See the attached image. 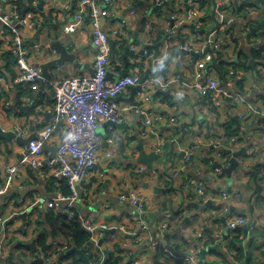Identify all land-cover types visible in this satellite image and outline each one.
Instances as JSON below:
<instances>
[{"label": "built area", "instance_id": "1", "mask_svg": "<svg viewBox=\"0 0 264 264\" xmlns=\"http://www.w3.org/2000/svg\"><path fill=\"white\" fill-rule=\"evenodd\" d=\"M41 1L23 0L21 5L19 0H0V44L6 45L5 48H0V54L4 56L5 53L10 52L14 57L13 65L17 71V76L10 81L3 76L0 77V89L4 92V95L0 96V124L3 129L14 130L21 136H29L33 133L38 135L30 141L29 150L24 151L23 157L0 168V172L7 173L5 182L0 184V258L7 256L8 249L11 256L19 241L25 246L19 247L18 253L24 252L29 255L31 252L26 251V246L29 247L28 244L35 238L37 219L48 207H53L63 214V218L56 221L57 235L55 236L56 233H54L52 239L50 237L48 248L41 247L37 251L44 261L49 264H72V258H63L61 255L68 253L74 245L67 224L78 216L81 225L89 230L91 235L89 250H92L93 258L89 257V250L86 248V254L90 259L87 264H102L109 250H115L122 256L121 264H143L145 248L152 247L155 250L159 249L160 245L164 247L167 245V240L163 239V232L169 228L174 210L165 205V197L163 199L159 192L146 193L140 190L135 182L147 169V165L136 161L128 168H118L121 176L128 182V186L122 189L118 196L122 201L129 199L135 207V212L127 221H139L143 224V229L129 231L127 224L123 223L126 220L119 222L124 225L123 227L119 224L113 225L110 221L94 223L83 217L76 202L80 192H87L88 189L81 187V184L96 168L105 138L111 146L105 154L108 165L115 157L113 144L116 139L105 137L98 128L108 120L125 123L126 126L125 108L122 107L119 97L131 89V86L142 84V89L136 93L138 103L132 107L145 118L140 134L148 137L151 150L162 152L167 142L165 138L155 140L156 138L152 137V135L155 136L153 133L157 131L159 125L181 126L177 134L189 135L194 144L180 157L179 164L166 170L169 174L164 173L172 177L174 192L182 199H184L182 195L191 198L190 193L195 192L194 194L199 195L203 205L208 200H213L211 190L213 187L216 189V186L211 184V188L207 189L203 181L187 173L185 165L192 162L196 152L195 146L207 145L209 148L222 150L231 148L232 151L240 149L236 146L243 140L235 137L229 140L224 135L225 128L221 123L229 115L240 117L246 127L256 122L260 125L264 124V99L261 97L264 92V69L255 66L258 71L255 73L253 70L239 71L237 67L240 45L259 42V38L249 36L248 29L250 24L260 17L256 11L263 8V5L253 4L256 0H216L219 27L210 33L205 31V34L201 35L200 30L206 28L204 27L205 16L209 13V9L214 7L212 0L205 5H202L199 0H127L130 13L143 15L152 34L164 29L166 36L159 46H154L149 41L138 44L133 31L120 28L121 22L115 21L114 34L125 37L124 40H127L126 44L129 45L130 51L140 54L134 58L135 62L144 58L147 63L149 60L150 64L153 63L150 68V65L143 70L136 68L122 75L123 71L117 60L112 58L115 44L111 43L109 24L106 25L108 19H113L117 13L115 11L118 0H74V7L70 13L71 19L61 26L66 33L85 32L80 27L89 17L90 34L95 47L93 70L87 74L53 79L45 74L39 62L45 46L44 41L40 39L41 36L39 35L36 40L33 39L31 43L26 40L32 36V32L43 27L48 16L57 22V17L66 13L71 7L72 0H44L42 6ZM242 4L245 5V10L250 11L237 26L230 23L227 14L235 15L238 6ZM156 6L167 7L164 8L167 11L165 18L161 17L162 14L156 10ZM179 48L186 51L176 52ZM194 52H199L200 56L196 57ZM168 59L170 62L168 69L165 70ZM185 59L192 60L194 64L192 76L184 82L181 89H178L177 94L186 97L195 93L209 101L210 108L205 110L204 115L198 114L197 118L195 117L197 123L193 121V118L191 122H187L180 112L173 114L167 110L164 111L163 107L169 106L165 101L167 99L157 94L167 90L172 92L173 86L181 82L180 67ZM260 61L264 62V60ZM170 68L174 71L178 68L180 74L171 73ZM145 73L148 75L142 82ZM40 81L45 84V90L52 93L54 100L52 117L44 121L41 115L34 114L30 120L24 122L5 120L7 115L11 116L10 109L15 103L14 97L6 94L10 92L13 85ZM32 100H34L32 96L27 97V101ZM183 118L186 122H182ZM215 131H218V134H215ZM262 134H264L263 131ZM55 135H58L57 152L50 160H47L48 156L42 144L44 140L48 142V139ZM128 140L131 139L128 138ZM246 147L248 157L259 156L261 161L264 159L261 143L256 139H253ZM227 154L232 156L231 152ZM239 157L238 171H242L243 175L248 174L251 168L249 158L240 159ZM230 163L229 158L224 162V166ZM154 166L155 163L146 176L150 174L151 177L156 178L158 171ZM27 167L40 169L47 178H67L72 193L68 196L61 192H56L52 196L34 193L25 195L21 201L4 199L3 196L13 190L16 182L20 189L25 187L24 182L17 178L21 179V171ZM217 171L222 170L220 168ZM229 195L227 191L222 193L224 200ZM176 203L178 205L180 202ZM107 205L106 209L111 208L109 204ZM223 209L226 212L227 205H224ZM24 212L27 214L25 218L22 217ZM150 212L157 214L151 217L148 215ZM144 214H147L148 218L144 217ZM193 215H189V219H192ZM248 217L249 215H230L226 218L223 229L217 234L222 246L231 239L240 225L248 221ZM150 219L154 220L155 224L150 223ZM111 228H115L116 231L106 235V231ZM128 231L131 232L134 240L143 246L138 249L136 255L131 250L123 249V244L122 246L119 244L120 238H123L124 233ZM184 233L190 234V229L184 228ZM191 235L196 239L193 240L187 235L186 240L171 238L173 242L171 246L174 248L175 245L180 248L184 243L190 244L180 248L184 249L181 251L175 248L179 255L172 253L169 245L164 251L170 252L172 256H178L179 259L184 258L185 264H205V260L200 258V252L213 243H206L205 229L197 228ZM102 238L108 241L101 244ZM115 243H118L120 248ZM223 249L226 250L225 246ZM98 255H100V262H96ZM262 258L264 263V255ZM226 260L222 259L221 264H230ZM7 263L12 264L8 259ZM161 264L175 263L170 257L164 256L161 258Z\"/></svg>", "mask_w": 264, "mask_h": 264}, {"label": "crops", "instance_id": "2", "mask_svg": "<svg viewBox=\"0 0 264 264\" xmlns=\"http://www.w3.org/2000/svg\"><path fill=\"white\" fill-rule=\"evenodd\" d=\"M156 10L161 11L162 7L156 6ZM209 10L208 11L210 13V16L209 13L206 14L204 25L208 33H210L215 25V21L212 17L213 9ZM248 11L250 10H245L242 13H236L235 15L228 13L227 18L231 21L230 23L238 26L241 23L242 18H245ZM115 12L117 13L113 17V19H108L106 23V25L109 24L108 29L111 38L114 39L115 42L112 58L117 60V63L122 71L125 67H127L130 71L136 68H140L143 70L149 65V68L152 67L153 63L150 64V60L147 63L144 58L139 62H135V54L134 56H132L131 53L133 52L131 51L128 53L130 62H128L129 60L126 62L125 46L122 47V44H126L125 42L123 43L125 37H120L118 34H114L113 23L115 21H120L122 23H120L119 25L120 28H126V30L128 31H133V33L136 35V41L138 44H144L145 42L149 41L152 45L158 43L161 45L162 40L159 34V30L155 31L152 34L151 31H149L150 28L147 26V22L143 15H132L130 13V6L128 5L127 0H118V7ZM256 12L260 14V16L264 14L263 8H259V10ZM71 17L72 16L69 13L67 15V19L69 20L71 19ZM48 18L53 20L49 16ZM48 18L45 19L44 25L42 27L43 29L40 32V36L42 37L45 46L42 52L43 56H41L39 62L43 66L45 74L53 79H57L68 75L91 73V71L93 70L95 47L92 42V35L90 34L89 17H87L83 25L80 27L81 29H84L85 32L79 31L75 33H66L63 29V26L56 25L54 23H51L50 21L47 22ZM65 18L66 13L64 12L57 17V22L63 21L65 20ZM37 32L38 30L32 32V36L30 38L34 37ZM203 34H205V32ZM164 37L162 39H164ZM59 38L65 39L70 44L73 43L72 50L74 48H78L80 51H82L83 55L81 54L80 58L87 65V67L77 69L73 66V64L70 63H67L65 66L59 65L57 63L59 53L56 49L51 48V45L54 40H57ZM71 39L72 41H70ZM263 43L264 39L262 38L260 32L259 42L253 44L258 47ZM244 46L250 47V44H245L243 45V47ZM5 47V44H0V48ZM1 55L2 53L0 54V67H2V72L4 73L3 77L7 81H10L13 78V75L10 70L4 68L7 61L3 60L4 56ZM193 67L194 64L192 60L185 59V62L180 67L182 71L181 82L173 86L174 89L172 90V92H166V94H168L169 96L165 97L164 99H167L165 101L169 106L163 107V110H167L168 112H171L173 114L180 112L185 117L187 122H191L193 118V121L197 123L196 118L198 114L204 115L205 110L210 108L209 101L204 97L199 96L198 94L195 95V93L189 94L186 97H181L177 94L178 89H181L184 82L190 79V77L192 76ZM13 70L15 73H17L14 65ZM169 70L171 73L176 72L180 74L178 72V68L175 71L172 68H170ZM18 84H14L10 92L6 93L7 95L14 97L15 103L14 113H11V116L7 115L5 120H10L11 122H24L26 120H30V118L34 115L33 114L30 116H26L20 114L21 109L18 105L17 100L20 94V100L24 103V105H35V114L41 115L44 121H48L49 118L52 117L54 102L51 91L45 90V84H43L41 81L37 83H23L19 86ZM19 88L26 90V92H21ZM29 88H32L33 91L29 92ZM130 94L131 89L125 91L121 96L126 98L130 96ZM28 96H32L34 100L27 101ZM4 97H6V95ZM121 105L123 108H125L124 113L126 117V126H113L107 124V122L105 121L98 128V131L105 137H114L116 139L115 143L113 144L115 157L113 161L108 165L107 157L105 154L111 149V146L105 138L100 151L101 157L96 168L88 174L86 180L81 184V187H86L88 190L87 192H80V196L76 204L79 207V210L81 211L83 217L91 220L94 223L97 222L100 224L106 221H110L113 222V225L117 226V224H119L120 226L124 227V225L119 222L126 220V222L123 223L127 224V228H129V231L133 229L142 230L143 224L139 221H127L128 218H130V215L135 212V207L129 199H125L124 201H122L118 196L121 190L128 186V182L124 180L123 176H121L122 174L118 170V168H128V165L136 162L139 150L135 146L137 145L139 140L145 141L146 149L151 150V147L148 143V137L142 136L140 134L141 128L145 123V118L132 107L133 104L130 101L121 99ZM174 106H177V108H175ZM186 121L184 120V118L182 119V122ZM246 128L247 131H245L241 136L242 138H244L243 141L245 143H242L243 141L239 142L236 147H238V149L242 148V146H247L250 144V142L253 141V139H256L257 142L261 143L262 155L264 158V134H262V131L264 132V124L260 125L258 122H256L255 124L249 127L247 126ZM192 130H194V128H192ZM173 132V127L170 125L157 126V131L153 133L155 134V136L152 135V137L156 138L155 140H158L159 138L167 139L166 143H169V145L166 146L165 144L164 150L162 152L165 153L166 151H170L169 157L166 158L164 154L163 162L155 161L154 167L157 168L158 171V175L156 176V178L151 177L150 174L147 176L145 175L143 179H141V177L139 176L135 183L139 186L142 192L146 193H156L155 187H159L160 191L158 192L160 193V195H162L163 199L165 197V205L171 210H176L178 207L176 202H181L182 198L175 192L171 194V196L167 195V193H169L170 191L168 190L167 178L165 177L166 175L164 173L166 170H170L174 165L179 164L180 157H182L183 151L189 149V147L194 144L193 142H191L189 135H178ZM128 136L132 137L131 140H128ZM2 141H4L6 144H0V147L3 150V153H0V168L17 161L21 157V154L25 151V146L16 139H13L11 141L4 139ZM57 142L58 135H55L54 137L48 139V144L51 147L57 146ZM7 149L9 150L8 153L6 151ZM45 150L47 156H50L52 154V151L50 149ZM195 151V156L192 162L187 163L185 165V169L188 174L194 175L198 180L203 181V184L207 189L211 188V184L213 186H216V189L213 187V202L200 210V206L203 205V203L201 202L199 195H193V197L188 200V208L186 210L178 212L177 215L173 214L169 228L163 232L164 235L171 234L173 238L177 237L178 239L186 240V235L191 238V234H193V232L197 228L205 229V232L207 234V229L205 228V225L207 224L206 227L208 228V233L214 239L213 244L205 248L207 249L213 247L215 244H220L217 234H219L223 229L226 218L228 216L249 215L248 221L240 225L239 227L245 231V245L246 248L250 250L252 255H254L256 264H264L262 263V257L264 255V170L263 173L260 174V176H262L263 178L257 179L256 182L250 178L249 173L243 175L242 171H238V167L233 170L232 174H229V167L231 163L228 166H224V162L229 158L231 161L232 156H229L226 150L209 148V146L207 145H201L195 146ZM242 157L249 158L248 160L249 163H251V167L255 166L261 161L259 156L250 158L248 157L247 153H244L239 158L242 159ZM210 168L212 170H210ZM220 168L222 171H217L218 169L220 170ZM214 171L219 175L218 180L213 179ZM6 178L7 173L0 172V184L2 182H5ZM182 178H184L183 175ZM17 179L24 182L25 187L23 189H20V187H18V182H16L13 190L5 196L6 198L21 201L25 195L34 193H43L46 196H52V194L47 190L46 187V184L50 178H47V176L43 174L40 169L27 167L26 169H23L21 171V179ZM146 183H148V185ZM223 191H227L230 194L226 200H224L222 197ZM182 196L184 198L187 197L184 195ZM222 201L225 202V204H223ZM194 202L196 203V205L193 204ZM107 204H109L113 209H106ZM197 204L199 205L197 206ZM224 205H227L228 208L226 212H224V209L222 208V206ZM156 214V212H150L148 215L154 217ZM189 215H193V218L185 221L186 216ZM149 222L155 224L154 220L152 219H150ZM245 224H248V226L244 227ZM55 225L57 228V222H55ZM184 228H189L190 234H185ZM129 231L127 233H124L125 236L123 238H120L119 244H121V246L123 244V249L131 250L136 255L138 253V249L142 248L143 246L134 240V237ZM53 235L54 232L52 231L48 236L47 241H50V237L52 239ZM56 235L57 233L55 234V236ZM163 239L167 240L164 237ZM107 241L108 240L104 239L101 244H105ZM33 242L35 245L33 244ZM19 244L23 243L19 241ZM28 245L29 247L26 246V251H30L31 253L29 255H26L24 254V252L23 254L18 253L17 250L19 249V247L17 244L12 253L13 256L11 255L12 258L10 261L13 264L14 262H17V264H38L36 263L37 260H35V255L41 247L37 244V239L34 238V240H32ZM168 245L169 243H167V246ZM189 245L190 244L187 242L182 244L180 248H185ZM253 245L257 246L254 251L253 249H251ZM220 247L223 248L222 245H220ZM211 250L216 249H208L204 255L203 260H208L209 262H214L215 264H221L220 261L223 259L222 251L217 249L221 252L219 253L217 251L211 252ZM9 252L10 250L8 249L6 251L7 256H2L3 258H0V264H8L7 259L9 256ZM143 256H145L143 264H161V258L164 256L170 257L175 264H185L184 258L179 259L178 256H172L170 252L168 254H166L165 251L161 253L159 252L158 248L155 250L152 247H148L147 249L145 248ZM226 257H228L226 261L230 264H243L236 259L234 260V258L230 257V255ZM37 262H39V264H49L44 260L43 262ZM85 264L87 263L85 262Z\"/></svg>", "mask_w": 264, "mask_h": 264}, {"label": "trees", "instance_id": "3", "mask_svg": "<svg viewBox=\"0 0 264 264\" xmlns=\"http://www.w3.org/2000/svg\"><path fill=\"white\" fill-rule=\"evenodd\" d=\"M199 1L201 2L202 5H205L210 0H199ZM22 2H23V0H19V3H21V5H22ZM253 4L263 5V10H264V0H256L253 2ZM244 10H245V5L242 4V5L238 6L237 13L240 14ZM209 16H210V13H209ZM205 19H206V17H205ZM49 21L51 23H54L53 20L48 18L47 22H49ZM248 31H249V36L256 37V38L260 37V32L261 31L264 32V14H262V16H260L258 18V20L253 21L250 24ZM180 33L183 34V32L181 30H180ZM262 38L264 39V34L262 35ZM31 42H33V41H28V43H31ZM124 42L126 43L127 40H124L123 43ZM125 45L126 44H122V47ZM131 55L134 56V53H131ZM139 55H140L139 53H136L135 57H137ZM251 57L256 58L258 61L264 60V43L261 44L260 47H257L254 44H251L250 47L249 46L243 47V45H240V47L238 49V62H237V67H238L239 71L253 70L255 73L258 72L256 67H251V65H250ZM4 58L7 61L4 68L11 71V73L13 75V79H14L17 76V73H15L13 70V58L14 57L11 55L10 52H7L4 54ZM148 72H150V71L148 70ZM3 75H4V73L2 72V67H0V77H2ZM21 84H23V83H19L18 86ZM19 89L21 92H26V90H23L22 88H19ZM28 91L32 92L33 89L29 88ZM157 94L162 95L164 98L169 96L168 94L162 93V92H157ZM3 95H4V92H3V90L0 89V96H3ZM20 96L21 95L19 94V96L17 98L18 105L20 106V109H21L20 114L26 115V116H30V115L35 114L36 113V110H35L36 106L35 105H32V106L24 105V103L20 100ZM261 97L264 99V94H261ZM10 113H14V106L11 107ZM221 124L225 128L224 135L229 140H231L234 137L241 139V140L244 139L241 136L245 131H247V128L242 123V120L240 119V117H238L236 115H229L227 117V119L224 122H222ZM180 129H181V126H173V130H174L173 133L177 134L180 131ZM214 133L218 134V131H215ZM131 136H128V138L131 139L133 137V136L132 137ZM0 153H3V150L1 149V147H0ZM130 165H132V164H130ZM130 165H128V166H130ZM263 170H264V160L260 161L255 166H252L251 170H248L250 178L256 182H257V179H262L263 177L260 176V174L263 173ZM165 172L169 174L168 171H165ZM166 178H167V187H168V190L170 191L169 193H167V195L171 196V194H173V192H174V188L172 187L173 179H172V177H170V175L166 176ZM46 187H47V190L50 191L51 194H55L56 192H61L63 195L68 196L72 193V190L70 188V185L68 183L67 178L56 179V178L50 177V179L48 180V182L46 184ZM211 191L214 192V190H211ZM194 193H190L192 197H193V195L195 196ZM3 198L8 200V198H6L5 196H3ZM189 199H190L189 197L182 199V201L178 204L177 209L174 210L175 215H177L178 212H182L188 208V200ZM223 204H225V202H223ZM222 208H223V206H222ZM130 217H131V215H130ZM61 218H63V214L56 211L53 207H48V209H46L43 212V214L37 219L38 227L36 229V234L34 237L37 239V244L40 247L48 248V241H47L48 236L50 235V233L52 231L54 233L57 232L55 222ZM206 226H207V224L205 225V228L207 229L206 230L207 231L206 243L210 244V243H213L214 239L208 233V228ZM67 227H68L69 232L71 233L73 244L76 245L77 247H80V248L86 247L87 250H89L90 249V238H91L90 231L81 225V221L79 220L78 216L73 218L72 222L67 224ZM163 237L167 239V243H169V245L173 244V242L171 241V238H172L171 234L170 235H164V233H163ZM245 238H246L245 231L240 227L237 228L234 231L231 239L225 244L226 251H228L230 257H233L234 260L236 259L237 261L242 262L243 264H252V262L254 260V255H252L250 250L246 248ZM115 245L118 248H120L118 243H115ZM23 246H25V245L24 244H18V247H20V248ZM166 246L167 245H165V247L160 245L159 249H158L159 252L162 253L165 250ZM175 248L177 250H181L176 245H175ZM215 251L221 253L219 250H211V252H215ZM91 252H92V250H89L88 255L92 259L93 256L91 255ZM101 253L103 254L102 251H101ZM165 253L168 254L169 252H165ZM222 255H223V260L228 259V257H226L225 254H222ZM12 256H9L8 260H11ZM61 257L72 258V260H73L72 264H85L84 260L80 259V257H78L77 252H75V251L63 253L61 255ZM96 260H97L96 262H100V255H98ZM121 261H122L121 255H118L115 250H109L105 254L104 262H102V264H121ZM254 262H255V260H254ZM36 263L39 264V262H37V261H36ZM14 264H17V262H14Z\"/></svg>", "mask_w": 264, "mask_h": 264}, {"label": "water", "instance_id": "4", "mask_svg": "<svg viewBox=\"0 0 264 264\" xmlns=\"http://www.w3.org/2000/svg\"><path fill=\"white\" fill-rule=\"evenodd\" d=\"M212 2L214 4L213 11H212V17H213V19L215 21V25H214V28H212V30L210 32L216 30L219 27V20L217 18V2H216V0H212ZM43 3H44V0L41 1V6L43 5ZM73 4H74V0H72L71 7L66 11L65 20L54 22V24L61 26V25H64L68 21L67 15L72 12L73 7H74ZM42 29L43 28H40L38 30V32L35 34L34 37L29 38V40H26V41H32L33 39H35V40L38 39ZM205 31H206V28H203V29L200 30V32L202 34ZM263 34H264V32L261 31V35H263ZM70 41H72V39ZM111 43L114 45V39H111ZM154 45L155 46H159V43L158 44H154ZM72 46H73V43L70 44L65 39H62V38H59V39L54 40L52 42L51 48L56 49L57 52L59 53V57L57 58V63L59 65H62V66H65L67 63H70V64H73V66L75 68H77V69L87 67V65L80 58V55L81 54L83 55L82 51H80L78 48H74L72 50ZM181 50L182 51H186V50H183V49L179 48L176 52H180ZM129 51H130L129 45L126 44L125 45L126 62L129 60V58H128ZM141 51H143V49ZM194 53H195L196 57L200 56L199 52H194ZM257 61L258 60L256 58L251 57V59H250L251 67H255L256 64H257ZM169 62H170V60L168 59L166 61V69L165 70L168 69ZM127 73H129V69L127 67H125L123 72H122V75H125ZM147 75H148V73H145V75L143 76V78L141 80L142 82L146 79ZM225 82L226 81L224 80V83ZM141 89H142V84L133 85V86H131V94H130V96H128L126 98L123 97V96H120L119 98L120 99H125L127 101H130L133 105H136L138 103V100L136 98V93L139 90H141ZM166 92H171V90L163 91V93H166ZM107 124H109V125H117L119 127H124L125 126V123H117V122H113L111 120H108ZM37 137H38V135L36 133H33V134L29 135V136L18 135L14 130H5V129H3L1 124H0V141L4 140V139L8 140V141L16 139L21 144H23L25 146V152H28V150H29L30 141L32 139H34V138H37ZM42 147L44 149H50L52 151V154L50 156H48L47 160H50L52 158V156L55 155L56 152H57V146H54V147L49 146V144H48V142L46 140L43 141ZM135 147L139 150V154H138V156L136 158V161L137 162H141V163H145L147 165V169L145 171H143L141 173V175H140L141 179H143L145 177V175L147 174V172L153 167L155 161L163 162L164 154H165L166 157H168L169 154H170V151L163 153V152H158L156 150H148V149H146L144 140H141V141L139 140ZM226 151L232 153L231 164H230V167H229V174H232L233 170L239 164L238 156H241L243 153H246L247 152V147L244 146V147H242V148H240L239 150H236V151L235 150L232 151V149L229 148V149H226ZM25 152H23L21 154V157L24 156ZM185 152H186V150L183 151L182 155L185 154ZM146 184L148 185V183H146ZM11 191H9L8 193H10ZM155 191H157V192L160 191V188L156 186L155 187ZM212 202H213L212 200H208L204 205L200 206V210L203 209L205 206L210 205ZM193 204L196 205L195 202ZM198 205L199 204H197V206ZM26 216H27V214L24 212L22 214V217L25 218ZM143 216L148 218L147 214H144ZM189 217L190 216H186L185 221H188ZM247 226H248V224H245L244 227H247ZM115 231H116L115 228H111V229L106 231V235H109V234H111V233H113ZM192 238H193V240L196 239L195 236H192ZM102 242H103V238L100 240V243H102ZM33 244H34V242H33ZM220 245L221 244H215L211 248H207V249L202 250L201 251V259H204V255H205L206 251L208 249H212V248H214L216 250L219 249L220 251H222L223 254H225L226 256H229L228 251L224 250L222 247H220ZM169 248L174 254L179 255V252L173 246L169 245ZM35 249H36V247H35ZM72 251L77 252L79 254L80 259H83L86 263L90 262V259H89V257L86 254V247L80 248V247H77L76 245H73L72 248L69 250V252H72ZM35 260L43 262V259L41 257H39L38 254H36ZM205 264H215V263L214 262H209L208 260H206Z\"/></svg>", "mask_w": 264, "mask_h": 264}, {"label": "rangeland", "instance_id": "5", "mask_svg": "<svg viewBox=\"0 0 264 264\" xmlns=\"http://www.w3.org/2000/svg\"><path fill=\"white\" fill-rule=\"evenodd\" d=\"M173 1H175V0H173ZM163 9L160 11V13L162 14V18H165L166 16H167V11H166V9H164V8H167V7H162ZM159 34H160V36H161V40H162V38L165 36V32H164V29H161V30H159ZM41 40H42V37L40 38ZM39 39V40H40ZM160 40V41H161ZM256 66H257V68H261V69H264V62H262V61H257V64H256ZM0 144H6L4 141H1V143ZM167 145H169V143H166V146ZM167 148V147H166ZM168 149V148H167ZM7 151V153L9 152V150L7 149L6 150ZM167 152V151H166ZM169 157V156H168ZM167 158V157H166ZM210 170H212L211 168H210ZM219 175L217 174V173H215V171H214V174H213V179L214 180H218L219 179V177H218ZM223 246H225V243H223ZM257 248V246H255V245H253L252 246V248L251 249H253V251L255 250ZM252 264H256V262H253Z\"/></svg>", "mask_w": 264, "mask_h": 264}, {"label": "bare ground", "instance_id": "6", "mask_svg": "<svg viewBox=\"0 0 264 264\" xmlns=\"http://www.w3.org/2000/svg\"><path fill=\"white\" fill-rule=\"evenodd\" d=\"M42 172V171H41Z\"/></svg>", "mask_w": 264, "mask_h": 264}]
</instances>
